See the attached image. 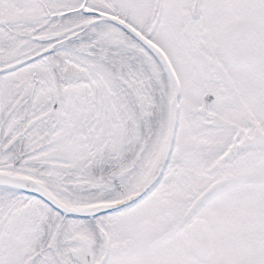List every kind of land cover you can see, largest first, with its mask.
I'll return each mask as SVG.
<instances>
[{"label":"snow or ice","instance_id":"obj_1","mask_svg":"<svg viewBox=\"0 0 264 264\" xmlns=\"http://www.w3.org/2000/svg\"><path fill=\"white\" fill-rule=\"evenodd\" d=\"M0 264H264V0H0Z\"/></svg>","mask_w":264,"mask_h":264}]
</instances>
